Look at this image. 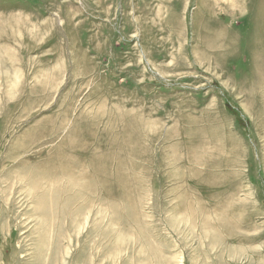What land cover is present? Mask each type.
<instances>
[{
	"label": "rangeland",
	"instance_id": "rangeland-1",
	"mask_svg": "<svg viewBox=\"0 0 264 264\" xmlns=\"http://www.w3.org/2000/svg\"><path fill=\"white\" fill-rule=\"evenodd\" d=\"M0 264H264V0H0Z\"/></svg>",
	"mask_w": 264,
	"mask_h": 264
},
{
	"label": "bare ground",
	"instance_id": "bare-ground-1",
	"mask_svg": "<svg viewBox=\"0 0 264 264\" xmlns=\"http://www.w3.org/2000/svg\"><path fill=\"white\" fill-rule=\"evenodd\" d=\"M222 1V0H221ZM229 1V0H228ZM224 2V1H223ZM232 4V3H231Z\"/></svg>",
	"mask_w": 264,
	"mask_h": 264
}]
</instances>
